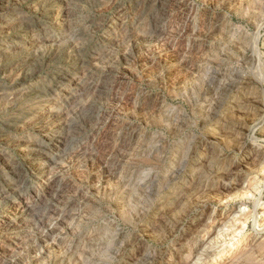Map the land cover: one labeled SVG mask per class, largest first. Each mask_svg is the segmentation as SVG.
<instances>
[{"label": "rangeland", "instance_id": "374dc122", "mask_svg": "<svg viewBox=\"0 0 264 264\" xmlns=\"http://www.w3.org/2000/svg\"><path fill=\"white\" fill-rule=\"evenodd\" d=\"M0 264H264V0H0Z\"/></svg>", "mask_w": 264, "mask_h": 264}, {"label": "bare ground", "instance_id": "6f19581e", "mask_svg": "<svg viewBox=\"0 0 264 264\" xmlns=\"http://www.w3.org/2000/svg\"><path fill=\"white\" fill-rule=\"evenodd\" d=\"M175 17V16H174ZM176 20V19H175ZM253 55V54H252ZM255 55V54H254ZM19 73V72H18ZM14 78V77H13ZM18 79V78H17ZM34 113H35V121L34 123L37 125V127L41 128V130H49L51 129L50 127L55 124L56 122H61V119L63 114L59 110L52 109L51 107H46L43 112L37 111L36 106L34 107ZM90 115V114H89ZM33 119V118H32ZM63 124V123H62ZM31 130V129H30ZM40 134V133H39ZM51 135V134H49ZM63 138V137H62ZM33 143H30V147L32 146ZM62 145V144H61ZM30 149V148H29ZM62 150V149H61ZM27 151L29 153L28 147ZM23 152V151H22ZM258 152V151H257ZM257 154V153H256ZM254 154V155H256ZM250 156V155H249ZM253 156V155H252ZM254 159V158H253ZM27 162V161H26ZM36 165V163L34 164ZM35 169V168H34ZM24 209L23 210H31L33 209V206L25 203L23 205ZM21 209V208H20ZM22 210V211H23ZM21 215V214H20ZM21 218V217H20ZM3 223V222H2ZM5 224V223H4ZM9 224V223H8ZM259 226V225H258ZM259 229V228H258ZM261 229V228H260ZM120 235V234H119ZM109 236V235H108ZM121 238V237H120ZM85 250V249H84ZM82 263V262H81Z\"/></svg>", "mask_w": 264, "mask_h": 264}]
</instances>
